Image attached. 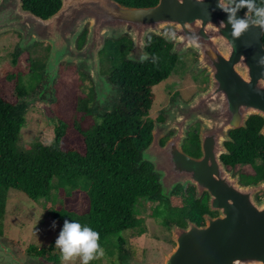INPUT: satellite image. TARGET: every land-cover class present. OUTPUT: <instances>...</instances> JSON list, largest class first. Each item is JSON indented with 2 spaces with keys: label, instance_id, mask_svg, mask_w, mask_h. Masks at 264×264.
I'll return each mask as SVG.
<instances>
[{
  "label": "water",
  "instance_id": "water-1",
  "mask_svg": "<svg viewBox=\"0 0 264 264\" xmlns=\"http://www.w3.org/2000/svg\"><path fill=\"white\" fill-rule=\"evenodd\" d=\"M228 0H158L152 6H131L117 0H61L59 9L42 17L24 8L23 0H0V35L20 34L18 51L47 43L49 54L41 87L55 92L62 64L83 69L93 82L95 105L117 98L118 86L102 71L100 52L108 39L128 36L132 46L126 59L141 62L151 57L148 38L157 35L171 43V54L198 55L191 70L205 72L207 89L189 100L177 96L165 108L163 122H154L152 141L141 152L139 164L148 161L166 198L178 185H195L197 198L208 193L209 211L203 225L188 219L172 223L177 243L167 264H264V178L241 181V172L228 169L222 159L232 140L230 131L247 127L252 115L264 119V26L253 21V11L237 9L248 28L234 38ZM87 29L85 40L79 38ZM33 102V101H32ZM32 103L30 102L29 105ZM200 123L201 154L184 148L191 127ZM264 135V123L259 131ZM165 143L162 139L167 137ZM0 264H47L38 254L20 247L0 233ZM123 264H146L135 257Z\"/></svg>",
  "mask_w": 264,
  "mask_h": 264
},
{
  "label": "trees",
  "instance_id": "trees-1",
  "mask_svg": "<svg viewBox=\"0 0 264 264\" xmlns=\"http://www.w3.org/2000/svg\"><path fill=\"white\" fill-rule=\"evenodd\" d=\"M117 1L133 6H152L158 2ZM228 1L233 5L237 2ZM23 2L25 9L42 17L55 13L61 5V0ZM254 2L256 7L264 6V0ZM246 8L239 9L243 11ZM253 17L255 19L254 12ZM83 40L84 36L79 45ZM132 44L128 36L108 39L100 52L103 73L118 86L113 108L106 115L97 114L93 108L95 92L90 87L87 95L75 98L79 118L74 122L63 118L58 120L54 124L55 134L50 144L39 140L20 144L22 129L27 124L28 107L22 98L28 91L23 75L6 73L5 81L15 84L16 94L0 91V233L7 215L9 190H18L37 201L52 194L54 178L68 183L73 190H83L89 208L79 213L50 203L48 213L58 222L77 220L96 230L103 252L108 251L105 256H114L115 249L121 248L123 241H128L132 234L147 232L145 218L138 213L142 199L157 202L152 217L166 228H170L172 223L184 225L187 218L202 220L201 214L208 209L207 199H197L194 186L184 188L178 185L170 198L163 197L153 165L148 161L139 164L142 150L153 138L154 122L150 116L155 102L153 88L173 74L183 56L171 54L172 44L164 38L150 35L148 50L151 57L134 62L126 59ZM46 56L43 60L31 62L32 72L43 73ZM89 117L94 121L87 123ZM263 123L262 117L252 115L247 127L231 130L235 141L227 144L230 153L222 155L227 166H237L242 171H245V166L251 168L252 171L244 174L246 182L264 178V135L259 133ZM184 148L194 156L201 154L197 132L190 133ZM179 189L183 191L178 193ZM69 196L72 192L63 195L64 198ZM118 233H123L124 239L120 238L111 246V238ZM27 250L46 262H61V254L55 252V242L46 246L31 245Z\"/></svg>",
  "mask_w": 264,
  "mask_h": 264
},
{
  "label": "rangeland",
  "instance_id": "rangeland-1",
  "mask_svg": "<svg viewBox=\"0 0 264 264\" xmlns=\"http://www.w3.org/2000/svg\"><path fill=\"white\" fill-rule=\"evenodd\" d=\"M20 40L21 36L16 32L0 35L1 92L16 94L15 84L5 81V75L8 72L23 75V82L29 94L41 86L42 73L32 72L30 64L32 61L43 60L46 54L48 56V44L39 43L40 45H34L25 51L19 52L18 44ZM182 56L173 74L153 88L155 102L150 111V116L153 118L156 116L157 110L166 105L171 90L177 91L186 100L206 87L207 78L204 76L205 74H196L191 70L192 63H194L192 55L185 53ZM89 78L88 74L75 64L66 65L63 63L59 78L55 82V92L51 94L52 96L56 94L57 101H46L40 103V105H36L35 100H32L33 102L29 101L32 104L29 105L28 103L27 105V124L22 129L20 144H26L34 140L50 144L54 139V124L58 120L63 118L74 122L75 119L79 118L75 98L87 95L90 87L94 88L93 82ZM93 121L92 117L87 118V123ZM244 169L245 172L252 171L249 166H245ZM52 183L54 187L52 194L37 201L32 200L18 190H9L7 215L2 234L18 242L23 249H28L31 245L46 246L55 242L58 238L64 222L53 219L47 211L48 204L63 205L79 213H84L89 208L88 198L83 190H73L68 183L60 182L59 178H54ZM70 192H72V196L63 197L65 193ZM155 205H157V202L152 203L144 199L139 202L138 213L145 218L147 232L142 235H131L132 245L130 247L135 251L137 256L135 258L144 261L146 264H162L164 252L173 243L172 232L152 217ZM53 223H55V227H53ZM124 236L123 233L115 234L111 238V246H114L115 241L120 238L124 239ZM127 245L129 244L127 243ZM56 251L61 254L58 248H56ZM104 253H108V251ZM138 257L146 259H139ZM92 261L93 264L120 262V253L118 249H115L114 256L109 257L103 254ZM46 263L52 264L51 262ZM64 264H80L79 257L64 262Z\"/></svg>",
  "mask_w": 264,
  "mask_h": 264
},
{
  "label": "clouds",
  "instance_id": "clouds-1",
  "mask_svg": "<svg viewBox=\"0 0 264 264\" xmlns=\"http://www.w3.org/2000/svg\"><path fill=\"white\" fill-rule=\"evenodd\" d=\"M202 2V0H197ZM227 13L228 22L231 24V35L236 38L239 37L243 31L248 28V21L246 18H237L235 12L241 7H247L249 11H253L257 25L264 26V6L256 7L254 0H237L235 7L225 8L223 3L218 5ZM260 64L264 65V58L261 59ZM55 227V223H53ZM99 233L87 224H81L77 220L69 222L65 220L63 228L55 240V247L60 250L61 264L79 257L80 264H89L93 259L104 254L103 248L99 244Z\"/></svg>",
  "mask_w": 264,
  "mask_h": 264
},
{
  "label": "flooded vegetation",
  "instance_id": "flooded-vegetation-1",
  "mask_svg": "<svg viewBox=\"0 0 264 264\" xmlns=\"http://www.w3.org/2000/svg\"><path fill=\"white\" fill-rule=\"evenodd\" d=\"M131 6H133V5H131ZM86 32H87V29L83 32V34L81 35V37L79 38V41H80V39L82 38V36H84V40H85V35H86ZM84 40H83V43H84ZM83 43L81 44V45H79V46H82L83 45ZM49 46V45H48ZM49 48H50V46H49ZM186 54H191L192 55V57H193V60L195 61L196 59H197V57H198V55L196 54V53H194V52H191V51H189L188 53H186ZM185 55V54H184ZM182 56V55H181ZM193 61V62H194ZM193 64V63H192ZM195 73V72H194ZM201 74V73H200ZM202 74L204 75L205 74V72H202ZM206 78H207V84H206V87L204 88V90L205 89H207V87H208V85H209V77L208 76H206V75H204ZM90 79V78H89ZM177 96H180L179 95V93L177 92V91H174V90H171L170 92H169V94H168V101L166 102V105L165 106H167L172 100H174ZM32 100H35L36 101V105H40V103H44V102H46V101H57V96H56V94H54L53 96L51 95V96H48L47 95V93H46V91H44L43 89H42V87L41 86H39V88H37V89H34V91H32L31 92V94H27V95H25L23 98H22V102H25L27 105H28V103H29V101H32ZM186 100H189V99H186ZM113 106H114V99H110V100H108L107 102H105L102 106H98V105H94V103H93V108H94V110H95V112L97 113V114H99V115H106L112 108H113ZM164 106V107H165ZM164 107L162 108V109H158L157 110V114H156V116L153 118L152 117V119H153V122H163V121H165V119H166V117H165V115H164ZM200 127H201V125H200V123H196V124H194L193 125V127H192V129H191V131H190V133L192 132V131H194V132H197V134H198V139H199V144H200V150H201V140H200ZM241 128V127H240ZM238 129V128H237ZM230 135H231V131H230ZM190 137V136H189ZM232 137V136H231ZM169 138V135L167 136V137H165V138H163L162 139V143H165L166 142V140ZM187 141H188V139L185 141V146H186V143H187ZM235 141V139H234V137H232V140H228V141H226L225 142V144H226V146H227V144L229 143V142H234ZM184 146V147H185ZM228 148V147H227ZM188 152V151H187ZM201 152H202V150H201ZM229 153H230V151H229ZM191 154V153H190ZM227 168L228 169H233L234 170V173H237V172H241V181L245 184V183H251V182H254V181H250V182H246L245 181V171H242V170H240L239 168H237V166L236 167H230V166H227ZM260 180V179H259ZM256 181H258V180H256ZM188 185H192V184H187L184 188H186ZM182 186V185H181ZM192 186H194L195 187V191H196V198H197V188H196V186L195 185H192ZM183 187V186H182ZM182 192L183 190L182 189H179L178 190V193L179 192ZM198 199V198H197ZM203 199H207L206 200V203H207V205H208V199H209V195H208V193L207 192H205L204 194H203V196H202V198H199V200H203ZM259 199H264V192H262L260 195H259ZM207 212H209L212 216H214V217H216V216H218L219 214H220V212L219 211H209V205H208V209L207 210H205L202 214H201V216H202V220H200V221H196V220H193V221H195V222H197V224H199V225H203V224H205L206 223V221H205V218H204V214H206ZM188 219H190V218H187V220ZM196 219H198V218H196ZM186 220V221H187ZM192 220V219H191ZM187 225V222H186V224H184V225H182V226H186ZM171 232H172V230H171V226H170V228H168ZM172 245H171V247L168 249V250H166L165 252H164V259H163V263L162 264H167V260H168V256L174 251V248L176 247V245H177V243L175 242V240L173 239V236H172ZM127 243L129 244V245H127ZM130 245H132V243H131V236H130V238L128 239V241L127 240H124L123 241V246H121V248H119L118 249V251H119V253H120V262H121V264H123V261L126 259V258H132V257H137L136 256V254H135V251L130 247ZM139 259H146V258H140V257H138Z\"/></svg>",
  "mask_w": 264,
  "mask_h": 264
}]
</instances>
